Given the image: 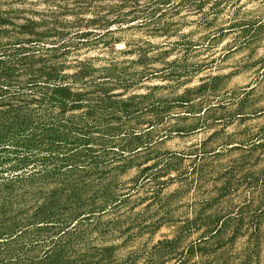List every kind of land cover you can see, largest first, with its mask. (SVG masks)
Segmentation results:
<instances>
[{
	"label": "rangeland",
	"instance_id": "374dc122",
	"mask_svg": "<svg viewBox=\"0 0 264 264\" xmlns=\"http://www.w3.org/2000/svg\"><path fill=\"white\" fill-rule=\"evenodd\" d=\"M0 18L24 54L28 21L68 22L57 60L85 62L92 99L62 116L87 143L21 170L0 153V264H264V0H0Z\"/></svg>",
	"mask_w": 264,
	"mask_h": 264
},
{
	"label": "trees",
	"instance_id": "16d2710c",
	"mask_svg": "<svg viewBox=\"0 0 264 264\" xmlns=\"http://www.w3.org/2000/svg\"><path fill=\"white\" fill-rule=\"evenodd\" d=\"M139 11L132 7L126 14L115 15L112 23L125 21V16L129 14L132 20L143 17V13L138 14ZM3 21L0 18V24ZM31 21L27 22L31 35L26 40L31 45L29 53L21 51L23 38L18 39L17 45L11 46V49L0 46V153L9 152L7 159L12 160L10 167L17 170L40 158V152L44 154L42 160H49L61 144L87 143L90 138V134L82 128L69 130V118L62 117L66 110L92 104L91 98H85L84 89H77L88 85L85 77L90 73L89 67L84 61L72 65L57 60L68 52L65 51L71 41L70 36L66 37L70 34L66 30L68 22L43 31ZM28 24L20 25L19 33L25 32ZM109 24L103 21L100 26L105 28ZM84 32L74 31L72 38H80ZM44 40L49 41L47 47L38 45ZM70 65L75 68L74 71H64ZM53 110L56 114L49 116L47 111ZM25 176L18 172L14 178Z\"/></svg>",
	"mask_w": 264,
	"mask_h": 264
}]
</instances>
